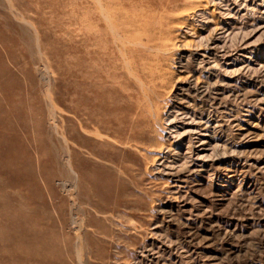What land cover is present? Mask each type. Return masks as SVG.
<instances>
[{
    "label": "rangeland",
    "instance_id": "374dc122",
    "mask_svg": "<svg viewBox=\"0 0 264 264\" xmlns=\"http://www.w3.org/2000/svg\"><path fill=\"white\" fill-rule=\"evenodd\" d=\"M0 264H264V0H0Z\"/></svg>",
    "mask_w": 264,
    "mask_h": 264
},
{
    "label": "bare ground",
    "instance_id": "6f19581e",
    "mask_svg": "<svg viewBox=\"0 0 264 264\" xmlns=\"http://www.w3.org/2000/svg\"><path fill=\"white\" fill-rule=\"evenodd\" d=\"M85 102H86V101H85ZM123 105H124V104H123ZM86 107H87V106H86ZM127 108H128V107H127ZM127 108H126V112L128 111ZM89 111H90V110H89ZM89 111H88V113H87V111H86V113L84 112V113H85V114H84L85 117H86V116H87V117H90V116L92 115V112H89ZM80 113H81V112H80ZM82 114H83V113H82ZM95 116H96V115H95ZM125 116H127V114L124 115V121H123V123L127 122L128 120H130V119L127 120V118H126ZM87 117H86V118H87ZM148 117H149V116H148ZM90 118H91V120H93L92 117H90ZM87 121L90 122V123L93 122V121L91 122L90 119L87 120ZM97 121H98V120H97ZM97 121L95 120V122H97ZM150 121H151V120H150ZM88 122H86V124H85L86 127H87V125H88V124H87ZM83 123H84V122H83ZM104 123H105V122H104ZM145 123H147V120H145V119H144V120H143V119H138V124H137L136 127L138 128V127L142 126V124H145ZM146 126H147V125H146ZM146 126H145V127H146ZM145 127H140L142 133H140V135H139L138 138L136 137V141H137V142H140V141H143V140H147V139H148V138H147V137H148V128H147V131H146V128H145ZM105 128L107 129L106 126H105ZM106 129H105V130H106ZM124 130L126 131L127 129H124ZM123 133H124V132H123ZM133 134H134V133H133ZM133 134H132V135H133ZM135 134H136V133H135ZM116 135H118V134L116 133ZM133 137H134V136H133Z\"/></svg>",
    "mask_w": 264,
    "mask_h": 264
}]
</instances>
